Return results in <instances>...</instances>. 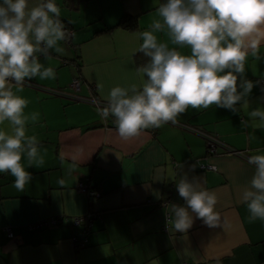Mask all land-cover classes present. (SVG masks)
<instances>
[{"label": "crops", "instance_id": "obj_1", "mask_svg": "<svg viewBox=\"0 0 264 264\" xmlns=\"http://www.w3.org/2000/svg\"><path fill=\"white\" fill-rule=\"evenodd\" d=\"M55 2L71 36L59 42L63 53L52 51L50 59L41 55L40 62L52 67L56 78L26 80L19 93L29 101L25 113L38 114L36 122L27 123L26 134L37 137L45 163L27 167L24 157L32 179L22 192L14 177L0 173V264H264V221L249 222L241 201L254 173L248 157L264 154V128L249 116L264 110V58L248 57L244 78L254 87L247 104L238 103L239 112L215 105L189 108L176 124L124 140L115 118H104V107L93 99L106 102L113 87L142 83L138 69L148 61L137 58L140 33L159 19L157 9L166 0ZM123 17L134 19L137 28L119 25ZM260 32L253 39L264 57V28ZM155 34L168 42L164 32ZM169 46L190 54L187 46ZM74 78H80L79 89L72 86ZM0 129L10 131L7 122ZM204 134L248 157L222 147L209 154ZM204 163L217 169H203ZM184 175L216 193V227L194 218L187 233L169 231L166 211L173 203L185 204L176 188ZM79 182L100 196L79 190ZM88 214L93 215L88 241L77 248L86 226L74 220ZM54 218L61 221L36 226Z\"/></svg>", "mask_w": 264, "mask_h": 264}, {"label": "clouds", "instance_id": "obj_2", "mask_svg": "<svg viewBox=\"0 0 264 264\" xmlns=\"http://www.w3.org/2000/svg\"><path fill=\"white\" fill-rule=\"evenodd\" d=\"M157 11L159 19L140 33L142 43L137 51L149 58L138 69L142 83L113 87L101 112L104 118H115L118 135L124 140L145 129L176 124L189 108L215 105L239 112L238 103L246 105L254 87L253 81L244 78L248 57L264 58L253 39L264 28V0H166ZM60 16L55 0H0V125L7 122L10 128L0 129V173L14 177V187L20 192L32 179L24 157L27 167H40L45 161L37 137L26 134L27 123L36 122L38 114L25 113L29 101L19 93L26 80L56 78L54 69L45 67L40 56L50 59L52 51L63 53L59 42L68 33ZM158 32H164L168 42H160ZM169 43L187 46L190 54ZM249 116L253 121L258 118V126L264 128V110L254 109ZM241 124L248 127L247 120ZM247 162L254 166V173L241 201L247 205L249 222L264 221V154L250 155ZM57 183L63 185L64 180ZM176 188L185 204L173 203L166 211L170 232L187 233L194 218L208 227L219 225L215 192L187 175Z\"/></svg>", "mask_w": 264, "mask_h": 264}, {"label": "built area", "instance_id": "obj_3", "mask_svg": "<svg viewBox=\"0 0 264 264\" xmlns=\"http://www.w3.org/2000/svg\"><path fill=\"white\" fill-rule=\"evenodd\" d=\"M67 33H68V35L71 36V33L69 31H67ZM25 83H28V82L25 81ZM261 84L264 85V79H261ZM72 86L75 89H79L80 88V78H74L73 79ZM93 102L98 107H100V108H102L104 105L106 106V103H107V102L99 101L96 98L93 99ZM204 135L207 138V151H208L209 154H212V155L213 154H217L218 153V149L220 147H222L223 149H225V151L227 153H230V154H233V155H237V156H240V157H243V158L248 157L247 154L245 153V151L236 150L234 148L227 147L216 136L211 135V134H204ZM201 168H203V169H213V170H216L217 169V166H215L214 164H211V163H204V164H201ZM78 188L81 191L87 192L90 196H94V197L100 196V192L93 191L84 182H79ZM60 221H61L60 218H54V219H51V220H43V221L37 223L36 226H39V227H47L48 225L57 224ZM92 221H93V215L92 214H88V215L83 216V217H78V218H76L74 220V223H76V224H83L84 226H86V233H85V235L82 238L77 239L75 241V245H76L77 248L83 247L87 243V241H88L87 233H88L89 228H90V226L92 224Z\"/></svg>", "mask_w": 264, "mask_h": 264}, {"label": "trees", "instance_id": "obj_4", "mask_svg": "<svg viewBox=\"0 0 264 264\" xmlns=\"http://www.w3.org/2000/svg\"><path fill=\"white\" fill-rule=\"evenodd\" d=\"M119 25H123V26H125L127 28H130V29H136L137 28V24L134 21V19H131L129 17H123L121 19V21L119 22ZM137 58L140 59V60H142V61L143 60L149 61V58L146 57V56H144L142 53H139ZM103 107H105V105Z\"/></svg>", "mask_w": 264, "mask_h": 264}]
</instances>
